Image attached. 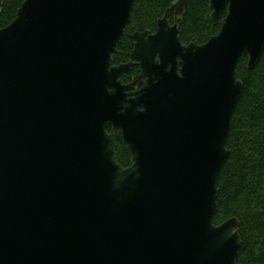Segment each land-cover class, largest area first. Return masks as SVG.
<instances>
[{
    "label": "water",
    "instance_id": "1",
    "mask_svg": "<svg viewBox=\"0 0 264 264\" xmlns=\"http://www.w3.org/2000/svg\"><path fill=\"white\" fill-rule=\"evenodd\" d=\"M135 1L26 0L0 29V264H237L240 221L214 223L218 179L264 0H210L221 30L202 45L171 25L178 0L135 35L141 75L125 85L130 65L112 62Z\"/></svg>",
    "mask_w": 264,
    "mask_h": 264
},
{
    "label": "trees",
    "instance_id": "2",
    "mask_svg": "<svg viewBox=\"0 0 264 264\" xmlns=\"http://www.w3.org/2000/svg\"><path fill=\"white\" fill-rule=\"evenodd\" d=\"M25 1L0 0V29L12 24ZM177 1L136 0L119 56L128 53L133 32L154 31L157 21ZM209 3L210 0H188L184 13L177 19L184 44H204L220 32L221 25L211 22ZM247 61L243 57L237 68L244 89L227 143L230 157L218 179L219 210L214 223L220 225L236 217L241 223L243 241L237 264H264V53L253 69L247 68ZM129 156L121 147L118 161L123 168L130 163Z\"/></svg>",
    "mask_w": 264,
    "mask_h": 264
},
{
    "label": "flooded vegetation",
    "instance_id": "3",
    "mask_svg": "<svg viewBox=\"0 0 264 264\" xmlns=\"http://www.w3.org/2000/svg\"><path fill=\"white\" fill-rule=\"evenodd\" d=\"M171 14H173V17H171ZM178 18L179 17H176L174 12H171L170 15H169V21H170L171 25H174L178 21L177 20ZM158 21H157V24H158ZM157 24H156V29L154 31L151 30V31H145V32H140V31L133 32L132 35H131V39L129 41L130 44L128 46V53L126 55H124V56H119V48H118V53L113 57L112 66H114V67H118V66H121V65H130L129 71L121 76V81L125 85H130V84L134 83L135 80L141 75L140 61L133 57L135 44L137 42V39H136L135 35L137 33H142V34L145 33V39H148L149 37L154 36L157 33ZM125 39H126V34H125V38H124L123 42L125 41ZM185 45H188V44H185ZM200 45H202V44H200ZM145 82H146V79H142L141 80V84L140 85H136L133 88L132 91H136V90L140 89L145 84ZM112 129H113L112 125H108L107 126V132L108 133H111ZM116 144H117L116 160L119 163V161H118L119 160L118 159L119 150L121 149V147H125V149L127 150L126 146L124 145L123 137H122L121 134H118L116 136ZM127 152H128V150H127ZM129 162L130 163L127 165L126 168L131 166V157L130 156H129Z\"/></svg>",
    "mask_w": 264,
    "mask_h": 264
}]
</instances>
